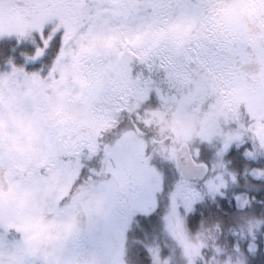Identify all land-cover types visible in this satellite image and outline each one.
<instances>
[{"label": "snow or ice", "instance_id": "obj_1", "mask_svg": "<svg viewBox=\"0 0 264 264\" xmlns=\"http://www.w3.org/2000/svg\"><path fill=\"white\" fill-rule=\"evenodd\" d=\"M71 6L76 26L45 25L30 40L17 41L27 47L19 52L20 62L17 48L5 55L0 41V102L7 96L19 103L25 93L61 88L71 72L87 67L98 80L90 93L91 111L68 131L53 128L37 158L0 159V184L9 174L10 181L19 179L32 193L33 214L45 223L77 219V231L47 264H70L100 252L130 213L138 227L124 232L125 257L132 264H151L144 241L161 197L174 210L187 211L190 221L198 219L191 208L206 195L215 199L227 190L217 163L227 173L225 161L238 154L257 164L264 160V42L253 45L216 28L206 15L208 0H74ZM181 20L194 25L184 40L147 41L153 26ZM100 35L110 37L111 46L98 45ZM89 48L95 51L86 53ZM252 70L258 73L256 84L241 101L239 91ZM174 115L186 124H207L196 137L181 131L174 139L161 132ZM206 146L211 166L202 160ZM182 162L191 165L192 175H184ZM169 167L176 174L170 185ZM249 173L264 187V165L246 168ZM228 176L236 183L235 175ZM100 195L107 216L86 220L85 205ZM241 195L234 194V200ZM153 202L152 211L143 210ZM13 233L20 230L0 206V252L16 249L11 264H37L18 248ZM129 238L137 241L130 247ZM259 250L248 247L249 253ZM0 264H10L7 255L0 256Z\"/></svg>", "mask_w": 264, "mask_h": 264}, {"label": "rangeland", "instance_id": "obj_2", "mask_svg": "<svg viewBox=\"0 0 264 264\" xmlns=\"http://www.w3.org/2000/svg\"><path fill=\"white\" fill-rule=\"evenodd\" d=\"M260 1L261 3L258 6L263 5V0ZM5 7V4H0V13L4 11L3 9ZM233 7H228V10L225 11L220 9L213 11L215 13V21L211 22L221 31L240 34L251 44L257 45L254 39L248 33H245L244 30L241 31V28H239L235 20H232V14L234 15ZM208 10H211L210 5ZM2 15L0 14V37L25 36L27 32L38 31L43 24L54 23V20H57L54 18L59 19V22L55 23L56 26H70L74 28L77 24V13L75 9L69 14L62 15L59 12L52 11L50 18L48 16L44 17V15H34L30 18L26 17L22 21L4 18ZM174 24L175 22L171 23L166 31H162L160 27L153 26L145 34L147 41L156 43L162 40L172 39L180 42L185 39L184 31L187 29L191 30L194 27L190 22L183 20L178 22V27ZM96 43L100 46H111L112 39L100 35L96 37ZM94 51V48L85 49L86 53H92ZM256 80L257 77L252 78L242 85L239 91L241 101L248 98L247 90L256 84ZM97 84V78L89 68L85 67L82 70L77 69L71 72L64 86L61 88L41 91L35 95L25 93L19 103H17L15 97L9 98L5 96L3 101L0 102V150L2 149V152L0 151V159L4 160L8 158L12 162H29L40 156L48 145L47 140L42 141V134L49 137L50 131L53 128L68 131L69 125L82 121L84 114L91 111L90 93L97 87ZM44 109L46 111H43ZM206 124V121L186 124L178 116L174 115L170 122L161 128V131L167 134L165 130L171 128L174 131V135H176V139L181 131H187L189 133L195 126L201 128L202 126H206ZM5 128L10 131L8 134H6ZM21 129L31 135V138L24 140L25 142L22 141L23 138L20 139L14 136ZM195 132L197 135L191 136V133L189 135L191 137L198 136L199 132L196 130ZM16 144H21L18 146L20 148L15 147ZM206 148L209 147L206 146ZM217 172L223 174L225 178L223 171L220 172L217 169ZM209 175L213 176V173ZM174 177H172V180L175 179ZM168 181L170 185L172 182L170 175H168ZM11 186V190L7 194H3L0 191V206L3 207L5 213L12 214L14 226L20 230L21 237L16 238L18 248L19 241L22 238L27 252L32 254L33 257L36 255L37 258L35 259L37 264H47L61 249L64 241L68 240L77 231L78 221L76 218H68L59 222L56 220H48L45 223L42 217L33 214L36 209L32 203L33 197L31 191L25 189L19 179L13 181ZM207 196H211V194ZM154 207L155 204L153 202L150 207L143 210L146 212L152 211ZM83 214L86 220L88 218L106 217L108 214L106 198L100 195L86 204ZM156 214L158 215L154 221L157 222L154 223L151 221L152 233L144 241L145 246L151 252L153 264H194L196 258L201 260V264L206 261L208 263L210 262V264L238 263L237 254L222 252L221 249L225 250L226 248L223 244L221 247L219 246L220 233L218 228H215L216 225L211 230H209V227L207 230H191V228L188 230L186 228L188 212L182 211L180 208L174 210L164 197L162 207ZM125 220H127V217ZM124 222L118 236L110 244L105 245L100 252L88 255L86 258H74L70 264H124V232L128 226ZM13 235L16 236L15 234ZM11 251L15 252L16 249ZM11 251L0 252V256H8L10 264L16 259L11 255ZM203 251L206 253L208 251L210 252L211 255L208 256V260H205L203 257ZM220 253L225 255H220L216 258ZM223 257H225L224 261L222 259Z\"/></svg>", "mask_w": 264, "mask_h": 264}, {"label": "trees", "instance_id": "obj_3", "mask_svg": "<svg viewBox=\"0 0 264 264\" xmlns=\"http://www.w3.org/2000/svg\"><path fill=\"white\" fill-rule=\"evenodd\" d=\"M33 33L34 32H27L25 36H1L0 41L3 42L5 55L8 54V49L15 47L17 48V52L14 55L17 62H20L21 58L19 52H26L27 47L23 44L18 45L17 41L30 40ZM257 35L258 38L261 37V39L264 40V31H260ZM3 58V56H0V62L3 61ZM195 130L200 132V127L195 126L193 130L189 131L191 136L197 135ZM165 131H167V135L173 136L175 139L176 135H174V131L171 128ZM202 160L210 166L214 162L212 161L211 150L209 148L205 147ZM225 163L227 165V173L223 168L219 167L218 163L217 169H219L220 172L223 171L226 180L228 179L227 190L224 191L223 195L218 193L215 194V199H212L211 196H207L203 203L193 206L191 208L192 215L198 217V219L190 221L188 214L186 222L187 229L207 230L209 227V230H211L216 225L215 228H218L220 233L219 246L221 247L223 244L226 248L225 250L221 249L222 252L237 254L238 263L236 264H264V187H258L257 181L253 180L251 173L248 175L245 174L246 168L251 169L264 165V160H260L259 164H257L255 161L245 160L242 154H238L226 160ZM166 171L167 175L171 176L172 181V177H176L175 171L171 167L167 168ZM228 173L236 176V183H232ZM237 193L243 194L238 202L233 198L234 194ZM249 197H254V200L251 201L250 205H245L244 202ZM162 204L163 197H161L160 201L161 207ZM241 205H244L243 208H241ZM157 215L158 214H156L152 220L154 223L157 222L154 221ZM148 223L151 224V221ZM253 236H255V239ZM250 245H259L260 250L249 253L248 247ZM148 251L151 256L150 250ZM210 255L209 251L207 253L203 251L205 260H208V256ZM220 255L225 254L220 253L216 258ZM222 259L224 261L225 257ZM126 261L132 264L130 258H127ZM200 261V259L196 258L194 264H201L202 262ZM205 263L210 264L208 261ZM151 264H153L152 260Z\"/></svg>", "mask_w": 264, "mask_h": 264}, {"label": "flooded vegetation", "instance_id": "obj_4", "mask_svg": "<svg viewBox=\"0 0 264 264\" xmlns=\"http://www.w3.org/2000/svg\"><path fill=\"white\" fill-rule=\"evenodd\" d=\"M74 0H0V4H5L4 11L0 14L4 18H12L19 21H22L24 18H30L32 15L41 16L44 15L49 17L50 12H59V14H69L73 10L72 3ZM208 3L211 7V10L206 11V15L210 21H215V13L213 11L216 10H228V7L234 6L232 9L234 10V15L232 14V20L238 24L241 31L244 30L245 33H248L250 36L257 39L258 32L264 29V0L263 5L258 6L261 3L260 0H208ZM237 10V11H236ZM258 12V15H257ZM30 15V16H29ZM178 22H175V26L178 27ZM168 30V27L162 28V31ZM192 29H187L184 31L186 38ZM165 33V32H161ZM188 33V34H187ZM259 43V40L257 39ZM263 71V68L260 69ZM258 73L248 74V80L250 78H256ZM5 160V159H4ZM4 180L7 182V188L3 189L0 185V191L3 194H7L10 192L9 188V175H6ZM131 214L127 216V220H125L124 224L126 225L129 220ZM41 223V222H36ZM21 238L19 242V249L22 250L24 255L30 259L37 258L36 255L34 257L32 254L27 252V249L22 242ZM11 255L16 258V251H11ZM36 260V259H35Z\"/></svg>", "mask_w": 264, "mask_h": 264}, {"label": "water", "instance_id": "obj_5", "mask_svg": "<svg viewBox=\"0 0 264 264\" xmlns=\"http://www.w3.org/2000/svg\"><path fill=\"white\" fill-rule=\"evenodd\" d=\"M250 72L254 73V72H257V71L252 70ZM181 170H182V172L184 173L185 176H190V175H192V172H193L191 165L189 163H187V162H182Z\"/></svg>", "mask_w": 264, "mask_h": 264}]
</instances>
